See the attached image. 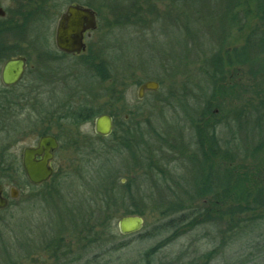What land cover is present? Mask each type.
Wrapping results in <instances>:
<instances>
[{
    "label": "rangeland",
    "instance_id": "374dc122",
    "mask_svg": "<svg viewBox=\"0 0 264 264\" xmlns=\"http://www.w3.org/2000/svg\"><path fill=\"white\" fill-rule=\"evenodd\" d=\"M103 3L104 19L112 14L109 22L113 20V25L92 33L91 41L99 43L100 61L117 78L116 89L125 91L126 101L119 107L118 121L132 112L135 145L99 141L93 123L79 128V135L85 136L79 142L70 144L61 139L55 166L62 192L49 195L39 210L28 204L23 216L18 201L0 209V264H32L29 253L41 240L61 230L79 228L89 210L87 193L102 192L106 197L108 190L112 194L111 186L123 182H131L135 188L130 192L119 190L118 218L142 213L144 227L131 238L118 236V264H206L208 257L210 264H264V217L257 211L246 212L247 202L252 204V199L264 195V144H260L264 130L249 127L251 114L247 115L243 107L249 100L257 103L259 98L253 91L264 92V0ZM100 65L88 61L81 69L73 67L70 88H83L91 95L100 88L109 91L113 87L111 80L102 86L95 76L96 67L105 70ZM148 81L159 83V90L146 92L139 100V83ZM71 95L73 105L87 101L81 96L74 98L75 92L64 97L56 91L57 100L65 101ZM90 104L97 109L103 100ZM242 107L241 121H232L230 114L227 124L217 123L215 143L221 156L214 168L221 167L215 177L218 183L211 188V206L201 201L192 206L199 209L198 213L208 206V215L194 214V222L198 223L191 222L171 236L162 212L174 204H169L173 197L168 199V192L153 186L160 181L153 180L146 170V158L152 155L165 160L164 170L168 176L176 177L174 186L183 189L175 203L180 206L183 201L182 207H191L194 188L202 187L207 192L205 182L211 179L207 173H199L196 164L206 159L202 157L203 147L208 150L205 155L211 156L213 135H203L198 127L207 129L211 122L212 131L213 122L218 118L222 122L223 116ZM209 110L214 117L210 120L205 119ZM62 123L65 127L58 128L56 124L55 133L70 135L67 132L74 127ZM1 127L0 124V177L8 180V190L18 189L24 185L20 158L23 148L30 144L6 136ZM139 139L149 145L139 143ZM150 148L152 151L147 152ZM133 150L142 156L135 173ZM185 151L189 155H181ZM209 166L206 161L204 171ZM24 191V198L32 193L31 188ZM203 223L206 224L200 226ZM108 225L109 241L115 243L117 223ZM192 227L196 228L191 230Z\"/></svg>",
    "mask_w": 264,
    "mask_h": 264
},
{
    "label": "flooded vegetation",
    "instance_id": "af4514ba",
    "mask_svg": "<svg viewBox=\"0 0 264 264\" xmlns=\"http://www.w3.org/2000/svg\"><path fill=\"white\" fill-rule=\"evenodd\" d=\"M103 5V0H0L1 129L6 136L11 135L13 139L18 138V141L30 144L23 148L20 158V170L24 185L18 189L10 187L8 190V180L0 177V186L2 188L1 195L8 202L7 207L13 201L21 202L19 209L22 216L24 215V208L28 204H31L34 210H39L41 205H44L48 200L49 195L58 196L60 195L59 192H62L60 181L56 180L60 175L58 173L59 169L55 166L56 153L60 149L61 139H67L70 144L79 142L81 138H85L84 135H79V128L91 123H93L94 128L95 120L99 116L108 115L112 119V132L106 137L95 134L96 139L101 142L114 140L115 144L129 141L128 143L135 145V127L131 126L130 123L132 112L118 121V117L121 115L119 107L122 102L126 101V97L124 100L120 99V91L116 89L118 81L113 74L110 73V77L104 81L101 78L103 73H95L102 86L111 80L113 87L109 91H101L100 88V91L95 95H91L83 88H70L71 78L74 74L72 72L73 67L77 70L81 69L87 66L88 61L103 64V61H100L102 56L99 54V43H92L91 41L92 33L102 30L103 27L110 28L113 25V20L109 22V19L114 17L112 14H108V17L104 19V13L101 9ZM88 11L91 15L90 18L87 15ZM91 21L94 23V28H88ZM60 30L64 32L81 31L83 34V47L81 50L72 53L60 50L58 47V33ZM10 62H17L22 68V74L14 84L5 83L3 77L4 71ZM91 67L95 69L93 63ZM145 83L147 82L139 84L137 98L140 87ZM56 91H60L64 97H67L71 92H75L74 98L81 96L90 102L84 101V104L73 105L72 95L65 101H61L62 98L57 100ZM146 92L156 91H145L143 98ZM143 98L138 99L143 100ZM94 100H103L102 106L97 109L92 107L94 104L91 105L90 103ZM86 109L97 111L99 114L94 116L93 119H77L76 113L81 111L79 115L84 118L82 111L85 112ZM205 119H211V110L208 111ZM64 121L74 127L73 130L67 132V134L70 133L68 136L65 135V132L63 133L65 136H61L60 131L58 134L55 133L56 124L58 128L63 129L65 125L62 122ZM202 127L203 129L198 127L201 133L203 135L208 133V136H210L211 122H208L207 129L204 126ZM115 133H118V135L116 136ZM44 138H54L58 144V148L51 151L53 157L48 163L52 175L46 182L32 184L27 178L23 165L24 151L26 149H38L39 143ZM186 152L181 153V155L188 154ZM44 155L45 153L42 156H36V160L41 161ZM204 156L202 154V157ZM131 163L133 164V173H135V156H131ZM181 184L183 186V183ZM29 188H31L32 193L24 198V189ZM122 188L130 192L134 190L135 186L133 183L125 184L124 182L116 184V186L109 188L112 194H108L110 192L108 190L106 197L102 192L95 195L87 193L89 210L82 217L79 228L61 230L58 234L49 235L41 240L37 247L29 253L32 264H118L119 260L115 257L119 251L117 240L119 235H123L119 231V221L121 219L118 218L120 205L117 203L120 199L119 190ZM11 189L17 191L16 200L11 198ZM108 198L112 199L113 202ZM189 202L192 204L191 206H195L194 203L199 204V201L192 202L191 200ZM180 205L183 206L182 201ZM195 218L194 215L189 214L177 216L176 224H178V227L176 229L187 228L191 222H194ZM166 219V223L171 220L170 218ZM114 221L117 223L118 233L114 235L115 243H112L113 240L109 241V233L106 230L109 228L108 224H112ZM206 223L211 225V221ZM206 223L200 226H204ZM200 226L197 224V228ZM195 228L192 227L191 230ZM167 231L172 234L171 236L176 234L175 229H167ZM134 235L123 237L131 238ZM104 245L109 246L104 248ZM210 252H208L209 255ZM110 255H113V257L111 258ZM210 258L208 257L206 264L211 263Z\"/></svg>",
    "mask_w": 264,
    "mask_h": 264
},
{
    "label": "trees",
    "instance_id": "16d2710c",
    "mask_svg": "<svg viewBox=\"0 0 264 264\" xmlns=\"http://www.w3.org/2000/svg\"><path fill=\"white\" fill-rule=\"evenodd\" d=\"M101 67H103V69L105 70H102V69H97V72L98 73H103L102 75V79L105 81L107 80V78L110 77V75L112 74L108 68H106L107 66L103 63L102 65H100ZM111 73V74H110ZM141 83V82H140ZM139 83V84H140ZM254 93H256V96L259 98H255V99H258L257 103H254L253 101H248V103L245 105L243 104L244 106V112L245 113H248L247 115L251 114V117H249V127H253L254 129L255 128H259L260 130H264V92H259L257 93V91H253ZM232 95V94H231ZM230 95V96H231ZM119 96H120V99H123L125 98V91H120L119 92ZM245 103V102H244ZM209 106H211L212 108V105L210 104ZM243 107H242V110L240 111H233L231 110V112L228 113V115H225L223 116V121L221 122V118L219 120H216V122H213L212 124H214L212 126V131H211V149L209 151H211V156H206L205 154L208 153V150L207 149H204L203 147V153H204V157H206V159L204 160L203 163H197L196 164V167H197V170L199 173H202L204 174L207 173V175L210 177L211 176V179H207V181L205 182L206 184V187H207V192H205V188H202V187H195L194 188V195H193V199L192 201H201L202 202V205L203 203L205 204L204 201H206V203H208L209 206H211V188L216 184L218 183V180L215 181V177L218 176L219 173V169H221V167H217V168H214L215 164H216V161H217V158H219L221 156V154H219V151L221 152V150L219 149V151L216 150V143L217 142V137H216V128H217V123H220V124H223L224 122H228L229 118H230V114L233 115L232 117V121H241V115L243 114ZM245 108H246V111H245ZM251 112V113H250ZM81 113V111L79 113H76L77 114V119H93L94 116L98 115L99 112L97 111H94V110H88L86 109L85 112L84 110L82 111V114H83V117L84 118H81V115H79ZM212 114V113H211ZM214 118L213 116H211V119ZM233 118L235 120H233ZM227 124V123H226ZM115 135L117 136L118 133H115ZM216 137V138H215ZM127 140H130V139H127ZM139 143L141 144H144V145H149L147 142H144L142 140H138ZM129 141H126L125 144H127ZM260 144H264V140L263 142H261ZM139 149V148H138ZM179 150V149H178ZM151 148L147 150V152H151ZM146 152V153H147ZM174 154L175 155H178V153L176 151H174ZM217 156V157H216ZM225 156H228V155H225ZM142 156H138L137 153L135 154V160H136V163L140 165V160H142L141 158ZM229 157V156H228ZM157 157L155 156H152L151 157H148L146 158L145 162L148 163V167L146 166V170L150 171L151 173V178L153 180H156L157 181H160L159 184H157L155 182V186L159 185L161 186V189H163L164 191L163 192H168L169 194V198L172 196L173 201L169 202V204L173 203L174 204H171V206L168 208L167 207H164V211L162 212V215H165L166 217L164 218H170V222L166 223V224H169V226L164 227L169 230H173L175 229L176 233H178V229H176L178 227V224L177 223V216H181V215H185V214H189V215H194V214H199L201 212V216L199 217H204L205 215H208L209 213V210H207L205 212V208H208V206H203L204 209H200V212L198 213V211L196 210H199L198 208L196 209H193V207H189V208H184L182 207L181 205L178 206L176 203H175V199L180 196L179 194V191L182 192L183 189L182 188H179V187H175L174 186V181H176V177H172L171 175L168 176V173L167 171L164 170V165H165V160H162L160 157L158 159H156ZM206 161L209 162L210 166L208 168V171H204L205 169V166H206ZM166 166V165H165ZM139 167V166H138ZM211 167V169H210ZM229 171V170H228ZM195 174H196V170H195ZM147 176H149L147 174ZM178 177V176H177ZM248 177V176H247ZM131 183V182H130ZM264 194V193H263ZM179 198V197H178ZM177 200H180V199H177ZM252 204H250L249 202H247L248 204V209H246L247 213H255V211H257V213H261L262 216L264 217V195L263 197H261L260 195L255 197V199H252ZM183 202V201H182ZM191 210V211H189ZM205 212V213H204ZM133 215H140L142 216V213H138V212H134ZM195 217H197V215H194ZM209 217V216H208ZM241 219L239 218V221ZM179 221V220H178ZM193 223H197L196 221L193 222ZM167 242V241H166Z\"/></svg>",
    "mask_w": 264,
    "mask_h": 264
},
{
    "label": "water",
    "instance_id": "95a60500",
    "mask_svg": "<svg viewBox=\"0 0 264 264\" xmlns=\"http://www.w3.org/2000/svg\"><path fill=\"white\" fill-rule=\"evenodd\" d=\"M90 18V12H87ZM90 22V21H89ZM88 28H94V23H90ZM58 47L60 50L72 53L79 51L83 47V34L81 31L72 30L70 32H64L63 30L58 33ZM22 68L17 62H10L4 71V81L7 84H14L21 76ZM159 83L150 81L142 85L138 92V98L142 99L145 91H157L159 90ZM95 134L101 136H109L112 132V119L108 115L99 116L95 120L94 127ZM58 148L54 138H44L39 143L38 149H26L24 151L23 165L27 175V178L32 184H41L46 182L52 175V170L48 166L49 161L52 159V150ZM43 156L41 161L36 160V156ZM2 188L0 186V209L7 207L8 202L2 197ZM11 198L16 200L17 191L11 189ZM144 227V220L140 216H128L119 221V231L123 236L136 234L140 232Z\"/></svg>",
    "mask_w": 264,
    "mask_h": 264
}]
</instances>
